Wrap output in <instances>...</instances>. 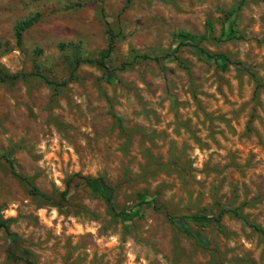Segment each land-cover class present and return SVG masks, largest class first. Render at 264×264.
I'll return each instance as SVG.
<instances>
[{
  "label": "rangeland",
  "instance_id": "obj_1",
  "mask_svg": "<svg viewBox=\"0 0 264 264\" xmlns=\"http://www.w3.org/2000/svg\"><path fill=\"white\" fill-rule=\"evenodd\" d=\"M0 67V264H264V0H0Z\"/></svg>",
  "mask_w": 264,
  "mask_h": 264
},
{
  "label": "trees",
  "instance_id": "obj_2",
  "mask_svg": "<svg viewBox=\"0 0 264 264\" xmlns=\"http://www.w3.org/2000/svg\"><path fill=\"white\" fill-rule=\"evenodd\" d=\"M40 19V16L39 15H36V16H33L25 21H23L21 24H19L17 27H16V37H17V40H18V43H21L22 42V37H23V34L28 31L30 28H32ZM182 36L183 37H187L185 35V33H182ZM112 49V45H110V50ZM75 68H79L81 65L83 64H96L98 66H100L101 68L103 69H106V63H105V60L104 59H101V60H91V59H82V58H76L75 59ZM0 78L2 80H9V79H12L14 77L10 76V75H4L1 67H0ZM257 83V88L258 89H263L264 90V85H262L259 81L256 82ZM118 122H120V120L118 119ZM88 184L89 185H93L97 182H102L104 183V181L102 179H99L98 181L97 180H87ZM111 199H107L108 202H110ZM227 213H233V214H236L237 215V212L235 211H226V210H223L221 211L220 213V216H219V219L223 218V216ZM6 230L8 231L9 230V226L7 223L5 222H0V230ZM258 231H261L260 229H257ZM264 232V231H263ZM11 236H15V235H11ZM26 264H32L30 263L29 261H26Z\"/></svg>",
  "mask_w": 264,
  "mask_h": 264
}]
</instances>
